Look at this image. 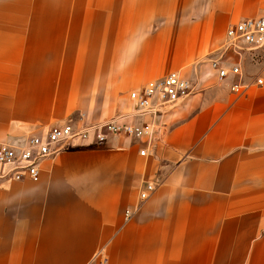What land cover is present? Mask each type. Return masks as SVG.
Instances as JSON below:
<instances>
[{
  "label": "crops",
  "instance_id": "crops-1",
  "mask_svg": "<svg viewBox=\"0 0 264 264\" xmlns=\"http://www.w3.org/2000/svg\"><path fill=\"white\" fill-rule=\"evenodd\" d=\"M263 14L264 0H0V144L137 121L129 93L170 73L193 86L144 156L143 140L74 141L38 181L0 180V264H264V57L223 52L230 24ZM225 57L243 94L211 68Z\"/></svg>",
  "mask_w": 264,
  "mask_h": 264
},
{
  "label": "built area",
  "instance_id": "built-area-1",
  "mask_svg": "<svg viewBox=\"0 0 264 264\" xmlns=\"http://www.w3.org/2000/svg\"><path fill=\"white\" fill-rule=\"evenodd\" d=\"M264 49V14L258 17L244 18L230 24L225 33L223 52L235 55L242 60V52H254ZM225 64H229L226 67ZM211 68L217 72L220 81L236 77L238 81L231 86V91L243 94L248 85L242 83V73L237 64L228 57L223 62L212 60ZM261 84V80L256 81ZM193 92L190 82L181 78L177 73H170L162 79L144 85L140 90L129 93L133 106L130 115L137 121L125 122L126 116H119L110 121L77 128L70 123L52 126L44 134L27 137L19 144H0V180L20 181L24 178L36 182L39 179V165L47 157L69 149L74 141L89 142L91 146L106 143L110 136H123L132 141L143 140L146 148L140 151L144 156L148 147L162 138L165 133L164 117ZM159 184L146 183L139 192V204L147 200ZM140 205L135 209L138 211ZM132 215L130 210L125 212L126 219ZM97 264H107V257L98 252L94 257ZM93 264V263H92Z\"/></svg>",
  "mask_w": 264,
  "mask_h": 264
},
{
  "label": "rangeland",
  "instance_id": "rangeland-1",
  "mask_svg": "<svg viewBox=\"0 0 264 264\" xmlns=\"http://www.w3.org/2000/svg\"><path fill=\"white\" fill-rule=\"evenodd\" d=\"M242 20V19H241ZM240 21V20H239ZM256 52V54L254 53L253 54V56H252V58L253 59H259L260 58V56H263L264 57V49L263 50H259V51H255ZM259 52V53H258ZM192 86V85H191ZM193 87V86H192Z\"/></svg>",
  "mask_w": 264,
  "mask_h": 264
}]
</instances>
